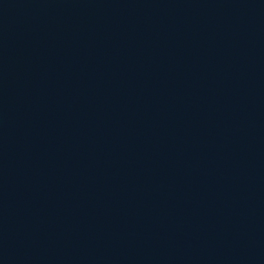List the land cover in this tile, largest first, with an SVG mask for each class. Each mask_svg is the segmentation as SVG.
I'll return each instance as SVG.
<instances>
[{
  "label": "water",
  "instance_id": "95a60500",
  "mask_svg": "<svg viewBox=\"0 0 264 264\" xmlns=\"http://www.w3.org/2000/svg\"><path fill=\"white\" fill-rule=\"evenodd\" d=\"M0 264H264V0H0Z\"/></svg>",
  "mask_w": 264,
  "mask_h": 264
}]
</instances>
